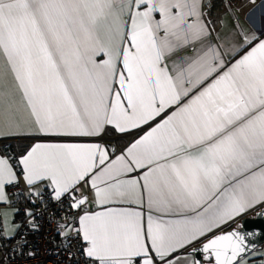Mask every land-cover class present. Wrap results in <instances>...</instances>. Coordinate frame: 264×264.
Masks as SVG:
<instances>
[{"label":"snow or ice","instance_id":"obj_1","mask_svg":"<svg viewBox=\"0 0 264 264\" xmlns=\"http://www.w3.org/2000/svg\"><path fill=\"white\" fill-rule=\"evenodd\" d=\"M243 8L0 0V264H264L241 219H264V19Z\"/></svg>","mask_w":264,"mask_h":264},{"label":"crops","instance_id":"obj_2","mask_svg":"<svg viewBox=\"0 0 264 264\" xmlns=\"http://www.w3.org/2000/svg\"><path fill=\"white\" fill-rule=\"evenodd\" d=\"M249 15L251 16V19L253 22H255V24H260L261 20L264 19V3H262V0H256L255 4H250L248 3V0H244L242 20L247 23V17ZM120 143H126V140H121ZM255 212L256 211H250L246 216H251ZM258 248H264V243Z\"/></svg>","mask_w":264,"mask_h":264},{"label":"water","instance_id":"obj_3","mask_svg":"<svg viewBox=\"0 0 264 264\" xmlns=\"http://www.w3.org/2000/svg\"><path fill=\"white\" fill-rule=\"evenodd\" d=\"M242 220H244L248 231L264 233V219L257 217L256 212L251 216L243 217ZM249 239H254L257 247H260L264 243V240L260 239L259 236H256L255 238L250 237Z\"/></svg>","mask_w":264,"mask_h":264},{"label":"built area","instance_id":"obj_4","mask_svg":"<svg viewBox=\"0 0 264 264\" xmlns=\"http://www.w3.org/2000/svg\"><path fill=\"white\" fill-rule=\"evenodd\" d=\"M49 264H51V262H49Z\"/></svg>","mask_w":264,"mask_h":264}]
</instances>
